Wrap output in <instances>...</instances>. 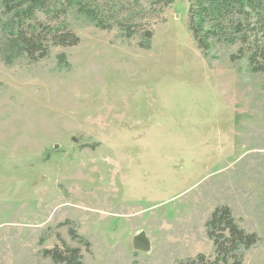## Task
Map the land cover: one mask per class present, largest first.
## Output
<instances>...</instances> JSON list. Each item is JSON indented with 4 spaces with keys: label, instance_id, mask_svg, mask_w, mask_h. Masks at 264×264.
Segmentation results:
<instances>
[{
    "label": "rangeland",
    "instance_id": "374dc122",
    "mask_svg": "<svg viewBox=\"0 0 264 264\" xmlns=\"http://www.w3.org/2000/svg\"><path fill=\"white\" fill-rule=\"evenodd\" d=\"M83 2L140 30L98 27L79 5L39 11L80 43L41 28L48 54L32 61L0 0V264H53L43 251L66 246L83 264L213 258L221 205L259 237L243 264H264V73L231 59L239 45L203 52L189 0Z\"/></svg>",
    "mask_w": 264,
    "mask_h": 264
},
{
    "label": "trees",
    "instance_id": "16d2710c",
    "mask_svg": "<svg viewBox=\"0 0 264 264\" xmlns=\"http://www.w3.org/2000/svg\"><path fill=\"white\" fill-rule=\"evenodd\" d=\"M176 0H157L159 12ZM6 13H13L17 20L18 43L32 61H38L48 54V46H43L41 30L52 36L54 45L75 46L80 37L61 22L56 30L51 26L45 29L37 16L41 11L60 17L67 12L68 6L79 5L87 17L96 22L98 27L112 29L120 27L125 36L133 38L140 30L129 27L133 14L127 12L123 18L115 17L113 22H102L99 8L82 7L83 0H2ZM159 14L154 18V23ZM164 22V20H163ZM42 28V29H41ZM189 28L198 47L209 53L214 44L239 45L231 54L232 60L247 57L253 72L264 73V0H189ZM143 37L151 39L153 30L143 32ZM207 236L214 247V257L204 253L180 261L178 264H243L244 253L259 241L256 233L241 227L227 205L215 207L206 222ZM82 241H85L81 238ZM88 245V243H85ZM45 257H51L53 264H83L81 248L66 246L45 249Z\"/></svg>",
    "mask_w": 264,
    "mask_h": 264
}]
</instances>
